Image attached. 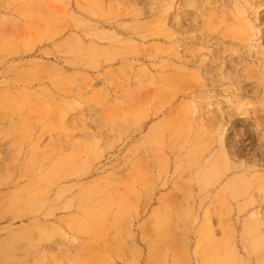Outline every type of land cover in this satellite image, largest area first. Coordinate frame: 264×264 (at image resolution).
Here are the masks:
<instances>
[{"label":"rangeland","instance_id":"obj_1","mask_svg":"<svg viewBox=\"0 0 264 264\" xmlns=\"http://www.w3.org/2000/svg\"><path fill=\"white\" fill-rule=\"evenodd\" d=\"M0 264H264V0H0Z\"/></svg>","mask_w":264,"mask_h":264},{"label":"bare ground","instance_id":"obj_2","mask_svg":"<svg viewBox=\"0 0 264 264\" xmlns=\"http://www.w3.org/2000/svg\"><path fill=\"white\" fill-rule=\"evenodd\" d=\"M174 2H171V6L170 8L172 7ZM243 13H246L245 10L243 11ZM258 13V12H257ZM250 22V26L252 27V29L254 30V37H257V39L255 40L254 42V48L255 49H259L260 48V43H259V35H260V30L258 28V24H256L255 20L252 19L249 21ZM230 101L232 102L233 100L230 98ZM221 134L223 135V131L221 132ZM230 185V184H229ZM254 216V213L250 216V217H253ZM42 233H45L44 231H42ZM11 247V246H10ZM155 253L152 254L153 258L155 257Z\"/></svg>","mask_w":264,"mask_h":264}]
</instances>
